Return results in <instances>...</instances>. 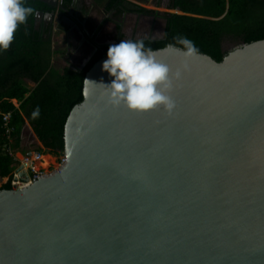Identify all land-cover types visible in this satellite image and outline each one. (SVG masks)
<instances>
[{"label":"water","instance_id":"obj_1","mask_svg":"<svg viewBox=\"0 0 264 264\" xmlns=\"http://www.w3.org/2000/svg\"><path fill=\"white\" fill-rule=\"evenodd\" d=\"M177 49L153 51L171 114L110 104L107 57L86 73L65 167L0 190V264H264V40Z\"/></svg>","mask_w":264,"mask_h":264},{"label":"trees","instance_id":"obj_2","mask_svg":"<svg viewBox=\"0 0 264 264\" xmlns=\"http://www.w3.org/2000/svg\"><path fill=\"white\" fill-rule=\"evenodd\" d=\"M106 13L121 17L123 14L161 17L164 34L161 39H142L153 51L169 45L186 50L176 43L177 37L192 41L196 51L216 62L229 52L222 50L225 36L240 38L241 45L264 40V0H169L170 9L184 15L149 11L126 0H95ZM71 0H61L60 12L66 15ZM32 15L21 25L13 44L0 53V179L11 178L19 162L2 150L7 144L3 116L10 113L9 127L13 150L18 151L23 127L28 124L43 147L59 156L64 150V127L71 110L83 101L86 73L104 57L109 46L96 45V51L83 69L64 68L57 72L51 67V31L49 26H37L38 13L53 10L41 0H26ZM70 18V14L66 15ZM116 42L124 39L121 25L116 24ZM240 45V46H241ZM239 46V47H240ZM25 82L35 85L30 90ZM12 101H16V107ZM37 109L38 115L35 114ZM42 153L40 149L37 150ZM10 184L0 190H11Z\"/></svg>","mask_w":264,"mask_h":264},{"label":"clouds","instance_id":"obj_3","mask_svg":"<svg viewBox=\"0 0 264 264\" xmlns=\"http://www.w3.org/2000/svg\"><path fill=\"white\" fill-rule=\"evenodd\" d=\"M25 5L26 0H0V53L10 48L18 28L32 15L33 9ZM176 43L186 49V58L196 51L186 37H177ZM102 71L111 78V83L104 86L113 106L123 105L131 112L142 114L157 108L169 114L174 110L175 102L169 93L180 73L173 74L166 64L158 62L142 39L122 40L109 46ZM38 112L37 109L35 114Z\"/></svg>","mask_w":264,"mask_h":264},{"label":"crops","instance_id":"obj_4","mask_svg":"<svg viewBox=\"0 0 264 264\" xmlns=\"http://www.w3.org/2000/svg\"><path fill=\"white\" fill-rule=\"evenodd\" d=\"M50 5H56L53 7L59 9L61 0H43ZM134 4L131 0H126ZM72 4L69 10L68 15L70 14L71 22L64 18L63 15L56 12L53 16L48 14H39L36 17V25L42 26L43 22L50 23L52 28L51 33V67L55 69V52L57 45H63L67 50L73 51V57L76 55H82L87 53V59L82 66L86 65L85 63L90 60V58L95 53L96 45H110L116 42V24L121 25V33L126 37L125 25L126 21L133 14H123L118 20L114 17L113 12L106 13L104 8L97 4L95 0H71ZM137 5V4H135ZM61 15V16H60ZM137 16V15H135ZM69 18V17H68ZM69 18V19H70ZM132 37V35L130 36ZM66 42L65 44L62 43ZM66 61L68 62V56L66 55ZM71 59V57H70ZM73 59V58H72ZM64 68L71 67L74 69H79L72 66L70 62L67 64L64 62ZM81 66V67H82ZM57 72H60L56 70ZM27 84H32V87H28L30 90L34 89L35 85L31 82H25ZM12 103L17 107L18 104L16 101Z\"/></svg>","mask_w":264,"mask_h":264},{"label":"rangeland","instance_id":"obj_5","mask_svg":"<svg viewBox=\"0 0 264 264\" xmlns=\"http://www.w3.org/2000/svg\"><path fill=\"white\" fill-rule=\"evenodd\" d=\"M134 4L147 9L149 11L157 12L159 15L164 14H177L182 15L180 12L170 9V2L169 0H131ZM117 20L120 18L116 17ZM163 29H164V20L161 17H151V16H135L132 15L127 21L125 25V33L126 37L129 38L132 35V39H153L158 40L163 37ZM63 42V39L61 41ZM241 45L240 38L234 36H225L222 39V50L223 51H230L238 48ZM57 50L55 52V64L54 67L58 71H62L64 69V62L69 64L72 63V66L76 68H80L83 63L87 59V53H83L82 55H76L73 57V51L67 50L64 48L63 45H57L55 47ZM66 55L68 56V62L66 61ZM71 57V59H70ZM73 58V59H72ZM28 87H32V84H27ZM40 149L42 151V158H41V165H37L38 167L46 168L47 165L51 163H55L57 158L56 154L50 152L43 147V145L39 142L37 137L34 135L31 127L26 124L22 129L21 134V144L20 149L18 151L13 150L15 158L18 161H22L27 151L29 152H38L37 150ZM5 179L0 180V188L3 186Z\"/></svg>","mask_w":264,"mask_h":264},{"label":"built area","instance_id":"obj_6","mask_svg":"<svg viewBox=\"0 0 264 264\" xmlns=\"http://www.w3.org/2000/svg\"><path fill=\"white\" fill-rule=\"evenodd\" d=\"M11 114L8 113L3 116V126L5 131V136L7 138V144L3 147V152L10 157H12L14 160L18 161L15 158L13 148L11 147L12 144V138H11V129L9 127ZM31 153V157H28V154ZM42 154L40 152H29L27 151L24 159L22 161H18L19 165L17 166L16 170L22 166V170L20 172H16V170L13 172V175L11 178H6L3 185L10 184L11 188L13 190H19L33 181L48 178L49 176L58 173L60 170H62L66 165V160L63 156H59L55 163H49L46 168L38 167L37 165H41L42 161ZM20 173H25L28 177V183H23L20 181L21 177L19 176ZM24 178V177H22ZM5 179V178H3ZM2 180V179H0Z\"/></svg>","mask_w":264,"mask_h":264},{"label":"flooded vegetation","instance_id":"obj_7","mask_svg":"<svg viewBox=\"0 0 264 264\" xmlns=\"http://www.w3.org/2000/svg\"><path fill=\"white\" fill-rule=\"evenodd\" d=\"M60 8H61V6L59 5V9H55V8H53V10H50L49 11V14H52L53 16L56 14V12L57 13H59V14H61V15H64L63 13H61L60 11ZM41 14H44V15H46V14H48V13H41ZM43 26H49L50 27V23H47V22H43ZM128 39H131V40H137V39H132V37H129V38H127V37H124V39L123 40H128ZM145 39H149V38H145ZM153 40V39H152Z\"/></svg>","mask_w":264,"mask_h":264}]
</instances>
